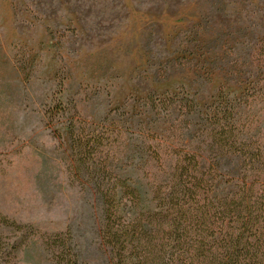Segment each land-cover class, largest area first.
Returning a JSON list of instances; mask_svg holds the SVG:
<instances>
[{
	"label": "rangeland",
	"instance_id": "374dc122",
	"mask_svg": "<svg viewBox=\"0 0 264 264\" xmlns=\"http://www.w3.org/2000/svg\"><path fill=\"white\" fill-rule=\"evenodd\" d=\"M220 94L245 97L264 128V0H0V234L28 238L4 264H54L56 235L83 264H108L72 121H120L115 173L147 197L145 142L199 122Z\"/></svg>",
	"mask_w": 264,
	"mask_h": 264
},
{
	"label": "trees",
	"instance_id": "16d2710c",
	"mask_svg": "<svg viewBox=\"0 0 264 264\" xmlns=\"http://www.w3.org/2000/svg\"><path fill=\"white\" fill-rule=\"evenodd\" d=\"M216 98L199 122L145 142L147 197L115 173L127 143L117 118L68 126L77 171L97 186L108 264H264V128L245 97ZM194 106L178 108L194 115ZM25 232L4 245L0 234V264L26 245ZM52 242L54 264H83L66 238Z\"/></svg>",
	"mask_w": 264,
	"mask_h": 264
}]
</instances>
